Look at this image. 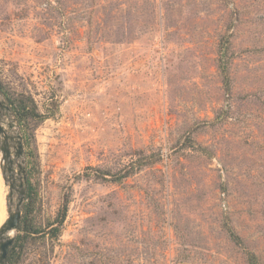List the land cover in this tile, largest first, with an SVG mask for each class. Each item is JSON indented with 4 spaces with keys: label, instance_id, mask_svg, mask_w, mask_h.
Here are the masks:
<instances>
[{
    "label": "rangeland",
    "instance_id": "rangeland-1",
    "mask_svg": "<svg viewBox=\"0 0 264 264\" xmlns=\"http://www.w3.org/2000/svg\"><path fill=\"white\" fill-rule=\"evenodd\" d=\"M0 78L45 114L17 264H264V0H0Z\"/></svg>",
    "mask_w": 264,
    "mask_h": 264
},
{
    "label": "trees",
    "instance_id": "trees-1",
    "mask_svg": "<svg viewBox=\"0 0 264 264\" xmlns=\"http://www.w3.org/2000/svg\"><path fill=\"white\" fill-rule=\"evenodd\" d=\"M227 40L225 41L226 46L220 51V56L218 58V69L222 75L223 83L227 90H229V61L230 57L228 55V47ZM0 95L8 104L11 114L14 116L16 121L18 122V126L22 131L26 146H27V179H26V202H35L37 200L38 189H37V178H36V170L38 169V161L36 149L33 146V133L31 130V122L36 120H43L45 118V114L40 112L35 102V99L30 94L20 93L14 91L8 84H6L0 78ZM134 171V167L132 166L129 170H126L123 173H120L118 176H115V180H119L123 177L128 176ZM68 196L65 195L63 198L62 206L59 210L60 217L57 219L59 225H61L64 221L67 205H68ZM28 206V203L25 207ZM27 212V211H26ZM27 214H29L27 212ZM25 221V215L21 217L20 226L23 225ZM24 231V227L22 229ZM226 230L228 232L229 237L237 244H241L242 240L239 235L228 225H226ZM23 243L20 239H16L13 246L9 250L7 258L4 264H17L20 254L22 251ZM246 261L248 264H262L258 257L251 251H247L246 253Z\"/></svg>",
    "mask_w": 264,
    "mask_h": 264
},
{
    "label": "water",
    "instance_id": "water-1",
    "mask_svg": "<svg viewBox=\"0 0 264 264\" xmlns=\"http://www.w3.org/2000/svg\"><path fill=\"white\" fill-rule=\"evenodd\" d=\"M9 113H11L10 108L2 97L0 99V155L2 160L0 162V173L3 183L7 186L8 190L4 198L6 216L0 224V264H4L10 247L13 244V233L17 230L20 223L22 202L26 193L22 134L17 132L15 137H13L1 125L4 121V116ZM7 125L8 127H12L10 123ZM18 159L20 160L16 163V169L14 167V161ZM14 193H16V197L15 205L13 206Z\"/></svg>",
    "mask_w": 264,
    "mask_h": 264
},
{
    "label": "bare ground",
    "instance_id": "bare-ground-1",
    "mask_svg": "<svg viewBox=\"0 0 264 264\" xmlns=\"http://www.w3.org/2000/svg\"><path fill=\"white\" fill-rule=\"evenodd\" d=\"M7 192V186L4 185L3 180L0 178V224L2 223L5 214L4 198ZM12 233V232H11Z\"/></svg>",
    "mask_w": 264,
    "mask_h": 264
}]
</instances>
